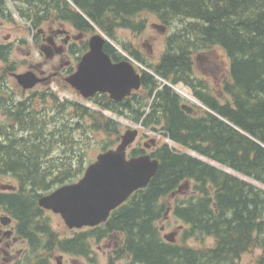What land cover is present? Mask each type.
Listing matches in <instances>:
<instances>
[{"label": "trees", "instance_id": "trees-1", "mask_svg": "<svg viewBox=\"0 0 264 264\" xmlns=\"http://www.w3.org/2000/svg\"><path fill=\"white\" fill-rule=\"evenodd\" d=\"M69 2L0 0V19L12 22L16 12L30 30L54 21L83 34L95 27L149 72L142 71L140 89L120 102L97 94L89 100L94 106L90 108L60 100L43 86L7 111V99L15 97L8 95L5 84L14 65L8 61V46L0 48V60L5 62L0 103L6 116L0 123V177L10 176L15 182L14 190L0 193V208L18 225L16 234L32 243L34 254L25 257L33 262L29 264H36L41 241H48L51 248L63 243L38 206L39 197L76 181L90 149L104 152L120 140L121 124L104 111L264 185V0ZM148 16L169 29L157 61L145 58L137 44L118 36L119 30L134 36L143 33ZM215 47L228 58L224 102L194 73V55ZM86 50L87 43L76 48V60ZM104 51L114 62L123 59L108 43ZM164 83L188 87L215 115L205 110L186 113L181 109L183 100ZM149 141V153L137 146L129 156L149 154L156 159L154 177L112 211L105 223L76 234L68 242L75 248L73 254L82 255L88 247L91 252L87 238L99 243L118 236L107 264H236L255 250L260 253L254 264H264V191L166 143ZM188 183L190 194L175 197L171 209L183 226L180 241L168 243L157 223L167 213L166 199ZM207 238L211 246L204 245ZM191 239L203 245L191 247L187 244Z\"/></svg>", "mask_w": 264, "mask_h": 264}, {"label": "water", "instance_id": "water-1", "mask_svg": "<svg viewBox=\"0 0 264 264\" xmlns=\"http://www.w3.org/2000/svg\"><path fill=\"white\" fill-rule=\"evenodd\" d=\"M152 27L161 33L165 30L162 25L154 24ZM106 43L111 44L100 33H94L88 39V50L81 56L75 71L64 80L83 99L104 93L111 100L120 102L140 89V73L134 66L136 62L126 55L122 61H112L104 51ZM140 69L144 70L142 67ZM13 77L23 90L44 81L30 71L14 74ZM181 109L188 114L193 112V107L186 103L182 104ZM138 133V129L124 131L119 143L97 154L79 180L41 196L38 206L60 215L69 229L92 228L105 223L112 211L124 204L135 191L146 188L156 174L158 161L149 154L127 157V149L135 142ZM10 221L7 216L0 218L3 226ZM165 239L173 242L169 236Z\"/></svg>", "mask_w": 264, "mask_h": 264}, {"label": "rangeland", "instance_id": "rangeland-1", "mask_svg": "<svg viewBox=\"0 0 264 264\" xmlns=\"http://www.w3.org/2000/svg\"><path fill=\"white\" fill-rule=\"evenodd\" d=\"M10 5L12 4L10 3ZM154 23L158 24V22L155 20L154 17L148 16L147 27L143 33L134 36L128 30H119L118 36L124 41L130 40L136 43L139 46V49L141 53L144 55V57L151 56L152 61H157V59L164 50V38L166 36V33H168L169 29H167V31H165L163 34H160L156 29L151 27V25ZM64 28L68 29L67 26H64ZM35 31L36 29H34V31H31L28 28V25L17 16L16 12L13 13L12 22H8L4 19H0V41H1L0 44L7 43L13 45L12 46L13 50L9 57L10 62H13V65H15V69L12 72L22 73L27 69H29L28 68L29 66H31L30 69L32 70H38L39 68H43L46 70V73L49 74L51 70L54 68L53 66H58L56 59L45 58L43 55H40L38 46L32 43L34 40L32 33H35ZM89 35L90 34H88V36ZM86 38L87 37H85V39ZM111 42L116 46L117 49L121 48L113 41ZM199 56L205 58V64L203 67H198L197 64L195 63L194 66L195 75L200 77L201 79H205L208 82L212 94L216 96L220 101L222 102L227 101V97L222 92L223 83L229 80L228 58L225 52L221 48L215 47L213 49H210L209 51H205V52L203 51L195 54L194 61ZM64 61L73 62L74 57L72 55L68 56V58L64 57ZM138 64L141 67H143L140 63ZM1 66L2 68H4L5 66V63L2 61H0V67ZM10 84H13V90L18 94L20 92V88L15 84L14 80H10ZM57 84L58 82L56 81H50L48 82L47 86H51L50 88L54 92H56L58 98L78 100L81 101L82 104H84L85 106L94 108L92 102L83 100L80 96H78V94L75 91H73L67 85H65V87L61 89L58 87L59 84L58 85ZM183 87L187 91H189L191 96H193L190 89H188L185 86ZM18 98H23V97L19 96ZM187 103H189L190 105L194 104L191 101L190 102L188 101ZM198 103L202 106V104L199 101ZM193 108L195 110L203 109L197 104H194ZM105 114L109 117H113L116 121H118L121 124L122 133L127 129H134V128L138 129L139 131L138 137L135 143L130 147V150L132 148L140 146L141 148L146 149V153H149L151 147L149 140L153 139L154 141H158L159 143H166L168 144L169 147L174 148L177 151L184 152L185 154H189L196 158H199L202 161L218 169H221L222 171H225L231 175H234L240 179H243L244 181L264 191V185L252 180L251 178L240 175L216 162L201 157L190 150H186L176 145L175 143H172L171 141L167 140L166 138L161 136V134L158 132L143 131L138 126V124H134L131 121H128L124 118L114 117L109 112H105ZM4 120L5 119L0 113V123H2ZM145 144H147L146 147L144 146ZM130 150H128V153L130 152ZM98 153H100L98 149L96 148L90 149L88 151L87 161L92 162ZM88 162L85 163L86 164L85 166H87ZM3 184L15 185V182L12 178H10V176H4V177H0V185ZM188 186L189 183L187 184V187H183L182 189L178 190V192L174 194L171 198L169 197L168 199H166L165 203H166V207L168 208L167 213L164 216V218L157 223V227L159 228V230L162 229V232H160L162 238L166 236L169 237L171 236V238L175 239V242L180 241L181 231L183 230V226L172 215L171 209L176 201L175 197H178L179 199H183L190 194ZM48 218L50 220V224L52 228H54L58 233L63 235H70V233L67 231V228L65 227L59 216H56L55 214L51 213L49 214ZM119 240L120 238L118 236L117 237L110 236V238L102 240L99 243L91 241L92 257L90 264H107V258L111 254V251L114 248V246H116L119 243ZM204 242H205L204 245L207 246H211L213 244L212 240L208 238L205 239ZM187 244L190 245L191 247H198L200 245H203L201 243L199 244L196 243L192 239L187 241ZM259 253H260L259 250H255L252 251V253L244 254L236 262V264H254V259ZM79 262H83V261L80 260ZM83 264H87V263L83 262Z\"/></svg>", "mask_w": 264, "mask_h": 264}, {"label": "flooded vegetation", "instance_id": "flooded-vegetation-1", "mask_svg": "<svg viewBox=\"0 0 264 264\" xmlns=\"http://www.w3.org/2000/svg\"><path fill=\"white\" fill-rule=\"evenodd\" d=\"M64 26H67L68 29H65ZM158 32L161 33L160 31ZM33 37L34 40L32 43L38 46L40 55H43L45 58L56 59L58 66H53L54 68L49 74H47L46 70L43 68H39L38 70H32L30 69L31 66H29V69H27L26 71H31L39 77H45L46 81L42 83L45 86L48 85V82L50 81L63 82V79L75 70V66L78 61L75 60L76 55L74 54V52L76 51V48L80 47L83 43H86L85 34L78 31L68 23L54 21L43 24L40 28H38L36 34H34ZM0 45V48L6 45L10 47V49H13L12 44L2 43ZM70 55L74 57V61H64V57L68 58V56ZM145 58L151 60V56H145ZM195 63L198 67H203L205 64V58L199 56L195 59ZM13 84L9 83L5 85L8 88V95H12L15 97L14 99L9 98V101L7 99V111L8 109L12 108V104L15 105V103L21 99L24 100V98L30 95L31 93L37 92L38 87H41V85H36L31 90H23L21 87H19V85L15 83L20 88V92L18 93L19 96L23 97L18 98V94L13 90ZM37 100V102L41 101L39 99ZM2 106L3 104L0 103V113L2 114L3 118L6 119V116L1 109ZM201 110L204 109L195 110L193 108L192 114H197V112H200ZM1 192L10 191L2 190L0 185V193ZM43 211L46 217H48L49 214L52 213L44 209ZM2 216H7L11 218V216H9L7 213H5L2 208H0V218ZM17 227L18 225H16L15 221L12 218L7 226H3L0 223V264L33 263L31 261L28 262V260H25V257L33 256L34 254L32 252V243H29L26 239L16 234ZM65 227L67 228V231L70 233V235L60 234L51 226V229L58 233V238L59 240L63 241V243H56L58 245L56 248H51V244L48 241H41L40 243H38L40 249L39 254L37 255L36 264H83V262L90 264L92 257V248L91 252L90 248L88 247V249L85 250L84 254L75 256L73 254V250H75V248L70 247L68 242L74 239L76 234L88 231V229L91 228L83 227L81 229H69L66 225ZM160 232H162V229H160ZM87 242L91 246V239L87 238ZM69 248H72L71 252L68 250ZM80 260H82L83 262H79Z\"/></svg>", "mask_w": 264, "mask_h": 264}, {"label": "bare ground", "instance_id": "bare-ground-1", "mask_svg": "<svg viewBox=\"0 0 264 264\" xmlns=\"http://www.w3.org/2000/svg\"><path fill=\"white\" fill-rule=\"evenodd\" d=\"M175 89H176V91L179 94H181L187 100H189V101H191L193 103L199 104L198 101L193 96H191V94L189 93V91L185 90L181 86H176Z\"/></svg>", "mask_w": 264, "mask_h": 264}]
</instances>
